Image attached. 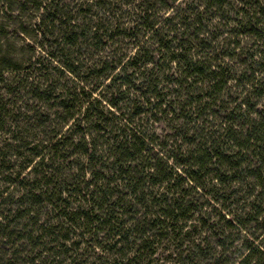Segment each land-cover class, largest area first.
Masks as SVG:
<instances>
[{
	"label": "rangeland",
	"instance_id": "374dc122",
	"mask_svg": "<svg viewBox=\"0 0 264 264\" xmlns=\"http://www.w3.org/2000/svg\"><path fill=\"white\" fill-rule=\"evenodd\" d=\"M52 1V7L62 8L64 13H69L70 23L83 27L90 22H100L102 30L109 29L107 34L99 32L105 35L98 38L96 46L87 49V52L84 49V56H92V60L84 61L81 66L89 69L83 70L86 74H92H88L86 80L82 81L85 94L80 92L76 97L75 107L88 106L91 111L102 114L101 120H111L108 112L112 109L107 100H102V96L105 94V87L111 85L113 80L116 79L115 82L118 83L120 71L116 68L112 73V76H116L107 78L105 70L99 72L96 64L104 61L107 63L106 69H109L110 64L113 65L120 56H132L135 51L133 44H137L142 49L141 61H145L143 66L146 71L138 74L137 70L133 84L144 90L146 81L151 79L150 75H157L159 88L163 89L162 99L168 107H173L169 114H141L137 118L142 117L143 123L141 120H134L144 133L146 144L153 153L159 151L167 158L169 165L174 162L168 158L184 161L182 154L187 155L194 148L202 150L203 147L209 149L213 144L218 145V151L232 159L227 166L222 165L217 173L229 178L225 184V192L214 190L216 187L212 188L213 181L209 184L210 176L214 174L212 170L217 168L214 166L204 172L208 174H203L200 181L202 188L190 189L192 183L185 179L188 183L186 188V183L182 181L184 184L181 185L186 191V205L191 206L194 213L191 211L189 220L177 223V228L172 231L168 228L165 232H158L150 224L146 225L143 230L146 233L140 238L149 239V243L141 244L139 250L137 245L142 243L140 241L129 246L131 252L128 251L125 257L132 259L131 263L108 252L111 239L101 233L94 237L81 234L86 232V228L82 226L73 232L63 230L69 224L66 225L59 217L61 210L69 212L88 208L87 203L79 204L80 199L74 197L71 191L82 186L83 181H90L92 171L104 172L102 166L106 168L111 162L105 160L98 147L91 162L82 159V155L78 154L81 151L70 150L68 142L59 143L61 149L58 148L57 151L46 150L45 147L58 138H72L78 125L75 121L67 129L71 124L70 121L65 123L67 111L59 108V100L54 99L60 91L56 89L58 86H82L62 66L66 61L74 59L76 53L67 56L73 49L65 47L57 33L50 34L46 30L42 32L43 27L39 21L46 18L45 14L52 9L43 8L45 0H0V103L4 108L0 116V264H180L179 256L188 255L192 259L188 264H241L247 250L253 247L260 250V247H264V183L258 185L251 174L259 166V160L264 154L256 150L258 144L254 148L252 141L244 140L249 136V127H255L260 134L258 136L264 138V96L245 85L250 78L249 69L263 78L260 82L264 83V70L259 74L260 70L254 64L247 68L246 63L249 61L244 60V53H254L253 60L259 62L260 66L264 65V53H261L260 57L263 59L260 61L258 51H254L256 48L253 40L244 34L237 37L230 35L242 32L239 24L234 22V12L245 0H225L220 10L210 7L206 9L205 4L209 0ZM143 3L150 4L148 14L160 17L157 23L160 29L158 35L169 41L174 38L181 40L183 23L179 18L186 14L191 19L193 16L188 13L187 8L188 5H195L194 9L201 13L198 38L203 44L194 46L192 43L191 53L215 67L220 65L224 68V86L218 96L213 95L212 89L207 87V81L199 78L185 80L173 63L162 66L160 62L157 63L156 70H151L149 59H160L152 36L148 37L149 34L141 25L142 13L138 5ZM63 16L62 20L68 18L64 14ZM166 17L169 19L167 22L163 21ZM224 17L228 19H223ZM78 40H82L81 34ZM228 42H238L239 47L231 50L233 44L224 45ZM173 44L171 42L169 45L173 47ZM250 46L252 50L248 48ZM218 54L222 55L219 60L218 56L214 57ZM160 65L165 68L162 72L158 70ZM96 77H99L98 80ZM245 88L249 90L246 94L242 91ZM112 93L111 91L110 94ZM132 93L134 96L139 95L138 92ZM116 95L115 92L108 97L114 100ZM244 97L253 106V110L251 108L250 113L237 111L226 119L230 125H234L231 129L237 131L238 135L234 140L233 135L225 134L219 126L226 117L223 109L230 111ZM213 99H217L215 104ZM196 103H200L202 107L198 108ZM146 107L144 102L141 103V110L147 111ZM80 111L82 110H78L76 115ZM117 113L119 112L113 111L115 116ZM80 118L79 115L78 119ZM124 125L127 126V123L124 122ZM132 126L136 128L134 124ZM72 140L77 143L79 138ZM85 140L91 143L89 138ZM237 143L244 145L240 154H237ZM32 147L33 150L30 151L29 148ZM212 155L213 153L210 155L211 163L216 159ZM30 161H33L32 164ZM107 171L109 174L112 172ZM261 173L264 175V170ZM150 190L152 189H147V193ZM30 194L38 199L32 201V204L25 198V195ZM220 195L222 196L219 197ZM216 198H219V202L215 201ZM254 200L256 203L251 208ZM138 207L134 202L131 203L130 215L136 213ZM130 215L125 214L123 219H130ZM179 225H182L181 228ZM53 230L60 231L50 237ZM155 235L159 236L154 239ZM197 245L199 252L195 249ZM51 255L56 257L53 262ZM257 264L264 263L262 261Z\"/></svg>",
	"mask_w": 264,
	"mask_h": 264
},
{
	"label": "trees",
	"instance_id": "16d2710c",
	"mask_svg": "<svg viewBox=\"0 0 264 264\" xmlns=\"http://www.w3.org/2000/svg\"><path fill=\"white\" fill-rule=\"evenodd\" d=\"M260 1L261 0H245L243 1V4H241V7L235 8L234 22L239 24V27L242 28V32H235L234 35L230 34L231 32H228L231 37H237L239 34H244L245 37L253 40V44L255 45L254 48H256L254 51H258L257 54L259 57L261 53H264V0H262V3ZM223 2H225V0H209L205 4V7L206 9L210 7L220 10ZM52 5V0H45L43 8L47 10L50 7V9L52 8L53 10L51 9V12L46 13V18L39 21V24L43 27V33L44 30L50 34H53V32L57 33V35L60 36L61 41H63V45L68 49H73L67 56H71L76 53V55H74V59L66 61V63L62 64V66L70 75H72V77L75 78L76 81H80V85H82V81L86 80L85 77H87L88 74H92H86L83 70L88 71L89 69L86 67L82 68L81 66L84 65V61L92 60V56H84V49L87 52V49L96 46L98 38L107 34L109 29L106 28L105 30H102L100 27L101 23L97 20L96 21L98 23L90 22L86 26L79 27L75 23H70L71 20L69 19L70 17L68 16V12L64 13V9H55ZM138 7L141 8L142 13L140 16L142 21L141 25L145 28L147 35H150H148V37L152 36L151 39L156 44V54L158 55V59H160L152 60V57L149 59L152 64L151 70H156L157 63L160 62L162 66H164V64L165 66H168L173 63L176 65L179 75H182L185 80H194L199 78L201 81H207V87L212 89L211 91H213V95L218 96L221 92L222 86H224V78H222L224 68L220 65L215 67L211 63L203 60L201 57L191 53L192 43L194 46H201L203 44L201 43V39L198 38L201 30V18L199 16L201 13L194 9L195 5H188L187 8L188 13L190 12L193 16L191 19L189 15L186 14L184 17L181 16L179 18L180 22L183 23V37H181V40L174 38L170 41L158 35L160 29H158L157 23L160 17H155L154 14H148V12H150V4L143 3V5H138ZM114 10L115 12L117 11V9ZM183 11L185 12V10ZM222 12L224 13V11ZM63 14L68 18L62 20V17H64ZM221 16H223V14H221ZM223 19L228 18L224 17ZM170 20L173 21L174 19ZM163 21L167 22L169 19L166 17ZM91 28L93 30L90 31ZM78 30L79 32H77ZM101 31H104L105 34H99ZM80 34L82 36V40L79 41L78 37ZM174 40L176 41L173 42ZM171 42L174 43L173 47L169 45ZM229 43L233 44L231 50H235V48L239 47L238 42H228L224 45L228 46ZM133 45L135 47L133 55L125 57H123L124 55L120 56L116 61H114L113 65L110 64L109 69H106L107 63L104 61L96 64L99 72H103L105 70L104 74L105 76L108 75L107 78H114V76H116V74L112 76V73L116 68L120 71V74L118 75L121 76H118V83L115 82L116 79L113 80L111 85L105 87V94L102 96V100H107L110 108L112 109V111L108 112L110 114L109 117H112L111 120H101L100 118L102 117V114L91 111L88 106L81 108L80 106L75 107L77 100L76 97L80 95V92L85 94L83 85L81 87L79 85L74 87L56 86V89H59L60 91L56 93L54 99L59 100V108L65 112L67 111L65 123L69 121L71 122V124L67 126V129H69L75 121L78 122V125L75 127L72 134V138H79V141L74 143L71 137L70 139L65 140L64 136L63 138H58L52 144L45 147L48 152H51L52 150L57 151L58 148L61 149L59 143L62 141L68 142V148H70V150L81 151L78 154L82 155V159L85 160V162H91L93 160V156L97 153L98 147L100 153L104 154L103 157L105 160H107V162L108 160L111 162H108L109 165H107L108 167L106 168L103 164V166L101 165L104 172L92 171L93 175L90 181H83L82 186H77L71 191V193L74 194V197L80 199V201L78 199L75 200H78L79 204L84 203L85 205L87 203L88 208L83 210L77 209V211L71 210L69 212H66V209H63L60 211L61 214H59V217L65 221L66 225L69 224L65 229L63 228V230L69 229L73 232L77 231V229L82 226L83 228H86V232L81 234L86 233L89 236L91 235L94 237L98 235V233H101L102 236H107L111 239V244L108 246V252H112L115 257L119 256V259L121 260H127L128 263L132 262V259L128 260L125 257L126 254L131 252L129 247L130 245L132 246V244H135L134 242L136 241L142 242L140 245H137V250H139L143 244L149 243V239L140 238L146 233L143 231L146 225L150 224L151 227L157 229L158 232L161 230H164L165 232L168 228H170L169 231H172V229L177 228V223L181 221L187 222L189 220L191 217L189 213L191 211L192 214L194 213L193 208L186 205L187 201L184 199L186 191H184V187L181 185L184 184L182 181L185 182L186 179L188 182L192 183V186H189L190 189L202 188V183H200V181L203 178V174H208L204 172L207 168L214 166L217 168L212 170L214 174L210 176L209 184H212L213 181L212 188L216 187L214 190L217 192H225V184L229 177L225 174H219L217 171L222 165L227 166V164H230V160L232 159L231 156L222 155L220 151H218L220 146L215 144L210 146L211 148L209 149H211V151L203 147L202 150L194 148V150L189 151L187 155L182 154V156H184L182 157L184 158V161H178L172 157L168 158V160L174 162L173 165H169L167 163V158H165L159 151L157 153H153L149 145L146 144L147 139L144 136V133L140 131L139 126L134 120H141L143 123L142 117L139 119L137 118L141 116V114L142 116L145 114L154 116L157 113L166 114L167 112L169 114V111L173 107H168L167 103L165 104V101L162 99L163 95L161 94V91L163 89L159 88L157 75H150L151 79L150 81H146L147 86L144 87V90L139 88V85L133 84V81L135 80L134 73H136L137 70L138 74L146 71L143 66L145 61H141L143 58L141 55L143 54L142 49H140L137 44ZM202 47L205 48L204 45ZM248 48L252 50L251 46ZM250 52L251 51H247L244 53L246 56L244 60L249 61L246 63V66L248 68L254 64L256 66L255 68L260 70L259 74H261L263 72L261 70H264V65L262 64L261 66L263 67H261L259 62L257 63L253 60V56L255 55ZM233 55H235V53L232 54V56ZM78 56L81 61L78 59ZM216 56H218L219 60L222 55L218 54L214 57ZM261 59L263 58L260 57V61ZM162 66L160 65V68H158L159 72H162V69H165ZM166 68L168 69V67ZM128 71L130 72L128 73ZM254 73L253 69H251V71L249 69L250 78L247 79L248 81H246L245 85H247V88L253 89L254 92L258 93V95L262 94V96H264V83L260 82L263 78H260L258 74L255 75ZM96 76H98V73ZM145 77H147V75H145ZM204 77L205 79H202ZM96 78V80H98L99 77ZM98 87H100V85H98ZM114 88H116V91ZM77 89H79V92ZM107 90L109 91L107 92ZM111 91L113 93H117L114 100H111L108 97V95L110 96L113 94H110ZM132 91L135 93L138 92L139 95L134 96ZM242 91L246 94L249 90L245 88ZM44 92L45 91H43V93ZM87 97L89 96L87 95ZM143 102L147 106V111L141 110V103ZM213 102L215 104L217 99H213ZM195 106L198 108L202 107L200 103H196ZM75 108L76 110H82L79 113L81 116L80 120L78 119L79 115H76L78 110L76 111ZM251 108L253 110V106L248 102V100H246V97H244L242 101L235 103L234 107L230 111H228L227 108H224L223 112L224 114L226 112V117L220 122V130L225 134L233 135V138H235L234 140H236V136L238 135L237 131L231 129L234 125H230L226 119L228 116H232L233 113L237 111L239 112L244 110L245 112L247 111V113H250ZM3 111L4 108L0 103V116ZM113 111L119 112L117 113L118 115L115 116ZM146 118H148V116H146ZM124 122L127 123V126L124 125ZM88 124L89 127L87 126ZM133 124L136 128L132 126ZM85 125L87 127H85ZM240 126L241 125H239V127ZM241 128H244V126ZM248 129V132H250L249 136L244 140L246 142L252 141L254 143V148L258 144L256 150L259 151V153L264 154V138L258 136L260 134L256 131L255 127H249ZM85 138H89L91 143H87ZM242 144H236L237 154H240L243 150L244 145ZM29 150H33V147L29 148ZM212 153V156H216L213 163H211L212 157L210 156ZM41 158H43V155ZM32 162L33 161H30L29 163L32 164ZM107 170L112 171L110 172L111 174H109ZM262 170H264L263 156L259 160V166L251 171L255 181H257L260 186L264 183V175L261 173ZM180 188L182 190H179ZM186 188H188V183H186ZM147 189L152 190L147 193ZM25 196L27 202L30 204H32V201L37 199L34 194ZM221 196L222 195L219 197ZM218 199L219 198H216L215 201L219 202ZM133 202L134 205L139 207L136 213H132L130 215V207ZM255 203L256 202L254 200L251 208H253ZM126 212L130 215V219L127 218V220H124L123 216L127 214ZM27 215L28 210L26 216ZM0 225L2 224L0 223ZM181 226L182 225H179L178 227L181 228ZM39 228H42V226H39ZM57 231L59 232L60 230H53L50 237L53 236L55 232L57 233ZM159 235L161 236V234ZM158 236L155 235L153 238L155 239ZM195 249L198 252L200 250L198 245ZM247 251V254L241 259V264H257L262 261L264 263V247H260V250L253 247ZM51 256V262H53L56 257L53 255ZM188 262H192L189 255L186 257L179 256L180 264H188Z\"/></svg>",
	"mask_w": 264,
	"mask_h": 264
}]
</instances>
